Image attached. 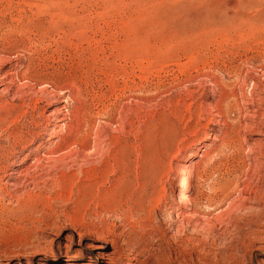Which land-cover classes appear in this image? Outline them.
<instances>
[{"label":"rangeland","instance_id":"obj_1","mask_svg":"<svg viewBox=\"0 0 264 264\" xmlns=\"http://www.w3.org/2000/svg\"><path fill=\"white\" fill-rule=\"evenodd\" d=\"M6 66L73 118L0 96V168L60 143L0 174V264H264V0H0Z\"/></svg>","mask_w":264,"mask_h":264},{"label":"bare ground","instance_id":"obj_2","mask_svg":"<svg viewBox=\"0 0 264 264\" xmlns=\"http://www.w3.org/2000/svg\"><path fill=\"white\" fill-rule=\"evenodd\" d=\"M9 62H7V63L9 64ZM21 70L18 71L15 68L14 69H10V68H7V66H6L4 68V70H2L0 72V96L2 95V96H6V97H11L12 99H14L17 96V93L19 92V90L22 89L21 88L22 84L26 85L24 87H27V85H30V84L33 85V86L39 87V89H42V92L46 93L47 95L50 94L53 97V104L51 105L53 109L46 115L47 118H48V121H49V119L50 120H55L56 123L60 124L61 126H67L68 127L69 126L68 120H69V118H71V119L73 118V113H70L69 115H67V113H68L67 111L68 110L66 111V109H65L66 107H64V106L63 107H59L58 106L59 103L61 102V99L65 98V96L68 95L69 99H67V101L72 99L71 97H69L67 89L63 85L52 84L51 82H48V80H46L43 77L42 78L32 77V76H36V75H32V74H31L32 76H29L28 74L26 75ZM39 77H41V76H39ZM29 88L30 87H28V89ZM44 96H46V95H44ZM70 96H71V94H70ZM46 97H44V98L46 99ZM47 98H50V97H47ZM68 104H69V102H68ZM7 106H8L7 107L8 109L10 108V110H15V108H16V106L14 105V101H13V103H9ZM44 115L45 114H43V116ZM5 117L9 118L10 115H6ZM70 129H71V125H70ZM57 136L58 135L55 132L54 135L50 139H48V142H50L49 143L50 145L48 144V145L44 146V148H43L44 152H41L42 154L40 155V157L37 158L36 156H31L28 153V154H25L22 158H17L14 161L15 163L8 164L7 168H4V167L0 168V174H3L6 177V183H5L6 187H13L14 188L22 177H24L27 174H29V171L32 168H34V166H36L35 164L39 160H42V158H50L53 155V151L54 150H59L60 149V143L57 140L58 139ZM205 141H207V138H205L203 140V142H202L206 146L207 144H206ZM204 145L202 147H204ZM203 152L204 153L202 155H199L197 157L204 158L207 155V153L205 151H203ZM195 156H196L195 152L189 154L188 160H189V162H191L192 165L198 164L197 162L196 163L195 162L192 163V161L194 160ZM30 160H32V161L29 162ZM12 167H14V168H12ZM186 176H187L186 178L184 177L185 179H182V185L180 186L181 187V191H180L179 196L177 197L179 199L178 203H180V204L191 202V200L189 198V194L187 193V191H188V189L190 187V177H189V175H186ZM18 203H19V201H18ZM106 257H105V255L101 254L98 257V259H100L102 261H105ZM129 264H135V261H133V260L130 261L129 260Z\"/></svg>","mask_w":264,"mask_h":264}]
</instances>
